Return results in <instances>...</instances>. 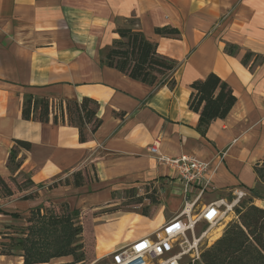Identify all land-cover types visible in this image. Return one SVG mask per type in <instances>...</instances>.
<instances>
[{"label": "crops", "instance_id": "1", "mask_svg": "<svg viewBox=\"0 0 264 264\" xmlns=\"http://www.w3.org/2000/svg\"><path fill=\"white\" fill-rule=\"evenodd\" d=\"M132 16L158 52L179 62L173 89L147 85L101 63L117 37L118 19ZM165 25L176 27L179 37L154 32ZM226 43L237 45V53L227 54ZM248 50L264 55V0H0V176H27L38 193L27 200L4 197L14 208L7 211L27 212L48 199L66 201L79 215H92L95 243L101 241L105 250L95 245L94 253L108 257L151 235L198 195L197 188L183 192L173 172L148 150L152 143L161 155L192 154L210 163L212 184L193 213L225 201L224 193L244 195L256 186L253 167L264 159V62L244 66L241 57ZM209 72L225 80L237 100L201 132L198 114L187 106L189 84ZM26 94L55 101L92 98L101 123L81 142L77 127L53 122L55 105L47 123L24 119ZM14 139L31 143L30 149H17L18 167L7 164ZM88 170L93 178L80 186L48 187ZM133 188L145 189L153 205L149 214L148 208L145 215L117 207L114 194ZM207 192L214 195L204 197ZM256 201L264 207V196ZM126 215L144 219L131 230L118 227ZM226 223L221 219L216 236Z\"/></svg>", "mask_w": 264, "mask_h": 264}, {"label": "trees", "instance_id": "2", "mask_svg": "<svg viewBox=\"0 0 264 264\" xmlns=\"http://www.w3.org/2000/svg\"><path fill=\"white\" fill-rule=\"evenodd\" d=\"M123 25L114 29L117 34L110 45L101 55V63L114 68L131 79L147 85L166 84L170 89L176 85L173 71L179 67V62L165 54L158 52L157 43L149 40L138 27V19L134 16L122 19ZM154 32L163 37L178 38L180 31L173 26H157ZM225 52L233 55L237 53L238 46L226 43ZM264 55L246 51L241 57V63L249 69L262 64ZM191 89L187 106L198 114V127L204 132L206 126L213 120L224 118L237 97L229 84L214 72L205 77L196 79L189 84ZM53 122H66L78 129L79 140L85 141L87 134L93 133L99 127L101 120L96 116L98 103L96 100L83 97L76 99L53 100L46 97H34L26 94L23 99L21 115L24 119L37 120L47 123L50 112L54 108ZM53 107V108H52ZM66 117V119L64 118ZM86 125L89 129L86 130ZM31 143L21 139H14V145L7 159L11 167H18L20 159L17 158L18 148L30 149ZM257 176L256 186L264 189V159L253 167ZM4 178L0 176V199L13 195L15 192H24L21 200L33 199L38 196L36 185L27 176ZM9 181L15 185L11 187ZM81 171L73 173V185H82ZM60 181H53L48 187L57 186ZM69 184L68 179L65 180ZM256 186L250 188L252 197L258 196ZM129 196L135 197V189H128ZM138 196L136 203L142 202ZM248 198L235 208V218L229 221L223 232L215 238L212 244L203 247L201 252L202 264H264V207L253 203ZM262 197V196H260ZM137 198V197H136ZM156 199L151 196V202ZM147 211V209H145ZM59 213L37 205L30 209L31 215L24 220L26 227L18 237L12 241L11 235H4L10 242H4L0 249L1 255H18L24 264L45 263L58 256L73 255L70 262L58 264H76L75 236L81 227L72 222L77 209H70L66 202L59 203ZM146 211L142 212L146 215ZM0 213L8 214L12 218H21L19 212L6 211L0 208ZM25 234V235H24Z\"/></svg>", "mask_w": 264, "mask_h": 264}, {"label": "built area", "instance_id": "3", "mask_svg": "<svg viewBox=\"0 0 264 264\" xmlns=\"http://www.w3.org/2000/svg\"><path fill=\"white\" fill-rule=\"evenodd\" d=\"M148 150L157 154L158 163L167 166L181 184L183 192L189 194L197 188L198 195L187 201L180 212L170 218L151 235L141 236L114 249L110 253V264H196L201 262V252L208 245L212 235L208 230L196 232L199 223H207L209 228L217 229L221 221V206L227 208L223 199L212 201L198 213H193V205L204 190L212 184L210 163L192 154L170 157L158 153L156 143ZM238 199L242 193H236ZM236 199V201L238 200ZM235 200L230 203L232 209ZM222 202V203H220ZM203 238L208 241L202 243Z\"/></svg>", "mask_w": 264, "mask_h": 264}, {"label": "rangeland", "instance_id": "4", "mask_svg": "<svg viewBox=\"0 0 264 264\" xmlns=\"http://www.w3.org/2000/svg\"><path fill=\"white\" fill-rule=\"evenodd\" d=\"M125 22H123L122 19H118L117 21V26L118 25H123ZM77 172V171H76ZM82 173V177H83V181L82 184L85 183V178L86 180H88L89 178H93V175L91 173L90 170H88L87 172ZM22 179L21 175H19L16 180L20 181ZM68 179L69 184L73 185V174L70 176V178L65 177L63 179H60V184L65 185V180ZM9 184L11 185V187L13 189H15V185L9 181ZM75 186V185H74ZM24 192L18 193L15 192L14 196L12 197H18L19 195H22ZM136 193H140L141 195V199L142 202L140 203H136L135 201L138 199V196H136ZM143 193V194H141ZM256 193L258 194V196L256 197H252L251 192L249 190L245 191V194L242 195L239 199L236 196V194H233L232 192H227L224 193L225 196V201L227 203H232L234 200L238 199L232 209H227L225 206H221V210H222V215H221V219L222 221L225 222H229L232 219H234L236 213H235V208L243 201V200H247L248 198L252 197L253 203L256 204L258 203L256 200L257 198H259L260 196H264V189L261 186H256ZM129 192L127 190H123L120 191L117 194H114V196H118V205L117 207H122L125 210H131V211H136V212H140L142 213L143 211L145 212L148 208V212L147 214H149V210H150V206L153 207V205L148 203V200L146 198V194H145V189H136L135 190V197L131 198V196H129ZM214 193H205L204 197L206 196H213ZM221 196V195H219ZM137 197V198H136ZM11 198V197H10ZM6 199L5 198H1L0 199V208L4 209V210H13L14 208H8L9 204L5 203ZM164 201V200H163ZM61 202H66V201H55V200H51L48 199L47 201H44L38 205H41L42 207H47L48 209H54L56 210V213H59L58 209H59V203ZM67 203V202H66ZM69 210L70 209H74L73 207H71L68 203H67ZM257 205V204H256ZM34 208V207H32ZM18 212V211H16ZM80 213L78 212L77 214H74L73 218H72V222L75 226L81 227V231L76 234L75 236V240H74V244L75 245V249H76V264H110V255L108 257H97L98 255H96L94 253L95 251V235L93 233V225H92V215H79ZM19 215L21 216V218H12L11 216H8V214H3L0 213V249L1 246L4 242H10V239L4 235H11L12 237V241L14 237H18L17 235H20L21 231L26 227L27 225V221L24 220V218L28 217L31 215L30 210L25 212L24 211H20ZM149 216V215H147ZM142 218L140 215H126L124 217H121L118 221V227H122L124 224H127L128 228L131 230L135 227L136 223H138ZM226 223V224H227ZM226 226V225H225ZM208 230L207 235H215V238H218L220 235L216 236V233H219L221 231V229H219V232H216L215 227L213 228H209L207 223H199L196 227V232L200 233L201 231H205ZM216 232V233H215ZM4 234V235H3ZM25 235V234H24ZM213 238V240L215 239ZM213 240L209 243L212 244ZM208 241V238L205 239L203 238L202 243H204V245H206ZM208 245V246H209ZM96 249L98 252H100L102 249L104 250V245L101 241H98L97 245H96ZM105 251V250H104ZM74 258L73 255H64V256H58V257H54L52 259H50L48 261V264H52L54 262L60 261V259H70V261H72ZM69 261V262H70ZM0 264H23L22 263V257L18 256V255H1L0 254ZM41 264V263H40ZM45 264H47L45 262ZM196 264H202V262H197Z\"/></svg>", "mask_w": 264, "mask_h": 264}, {"label": "bare ground", "instance_id": "5", "mask_svg": "<svg viewBox=\"0 0 264 264\" xmlns=\"http://www.w3.org/2000/svg\"><path fill=\"white\" fill-rule=\"evenodd\" d=\"M236 201V200H235ZM225 202V204H227V209H229L231 206H232V204H229V203H227L226 201H224ZM220 203H222V202H220Z\"/></svg>", "mask_w": 264, "mask_h": 264}]
</instances>
